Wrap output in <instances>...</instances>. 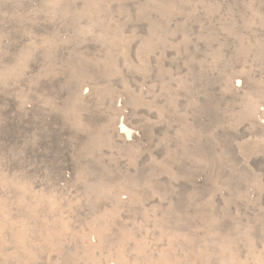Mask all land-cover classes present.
<instances>
[{
  "label": "rangeland",
  "instance_id": "374dc122",
  "mask_svg": "<svg viewBox=\"0 0 264 264\" xmlns=\"http://www.w3.org/2000/svg\"><path fill=\"white\" fill-rule=\"evenodd\" d=\"M0 264H264V0H0Z\"/></svg>",
  "mask_w": 264,
  "mask_h": 264
}]
</instances>
